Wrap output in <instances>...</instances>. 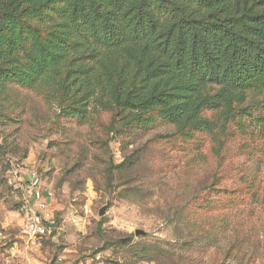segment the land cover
I'll list each match as a JSON object with an SVG mask.
<instances>
[{"label":"rangeland","instance_id":"obj_1","mask_svg":"<svg viewBox=\"0 0 264 264\" xmlns=\"http://www.w3.org/2000/svg\"><path fill=\"white\" fill-rule=\"evenodd\" d=\"M48 1L2 34L0 264H264L262 69L232 113L205 108L180 129L116 103L134 66L95 67L84 41L53 38L62 2ZM61 40L72 52L49 67ZM29 171L54 194L51 238L19 230Z\"/></svg>","mask_w":264,"mask_h":264},{"label":"trees","instance_id":"obj_2","mask_svg":"<svg viewBox=\"0 0 264 264\" xmlns=\"http://www.w3.org/2000/svg\"><path fill=\"white\" fill-rule=\"evenodd\" d=\"M42 2L0 0L2 53L3 30L12 26V16ZM48 2H62L52 21L62 30L53 38L73 34L84 41L95 67L116 55L134 66L136 74L126 78V92H117L116 103L125 98L126 110L158 111L180 129L199 124L205 108L232 113L246 100L247 71L264 72V0ZM60 43L52 44L57 54L44 58L49 67L61 68L62 58L72 52Z\"/></svg>","mask_w":264,"mask_h":264},{"label":"built area","instance_id":"obj_3","mask_svg":"<svg viewBox=\"0 0 264 264\" xmlns=\"http://www.w3.org/2000/svg\"><path fill=\"white\" fill-rule=\"evenodd\" d=\"M22 180H24L29 196L26 200L22 220L19 223L21 234L29 240L51 238L52 232L58 227L51 206L53 191L51 188L41 186L39 176L35 171L27 172V176ZM4 239L5 236L0 233V248ZM54 264L60 263L55 262Z\"/></svg>","mask_w":264,"mask_h":264},{"label":"water","instance_id":"obj_4","mask_svg":"<svg viewBox=\"0 0 264 264\" xmlns=\"http://www.w3.org/2000/svg\"><path fill=\"white\" fill-rule=\"evenodd\" d=\"M105 212V207L101 208L100 214L103 215ZM136 234H144L143 230H136Z\"/></svg>","mask_w":264,"mask_h":264}]
</instances>
